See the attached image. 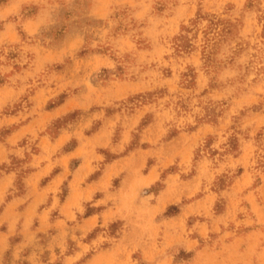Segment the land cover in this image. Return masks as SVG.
I'll return each instance as SVG.
<instances>
[{
  "label": "rangeland",
  "instance_id": "374dc122",
  "mask_svg": "<svg viewBox=\"0 0 264 264\" xmlns=\"http://www.w3.org/2000/svg\"><path fill=\"white\" fill-rule=\"evenodd\" d=\"M4 174L0 264H264V0H0Z\"/></svg>",
  "mask_w": 264,
  "mask_h": 264
},
{
  "label": "crops",
  "instance_id": "0c3cea01",
  "mask_svg": "<svg viewBox=\"0 0 264 264\" xmlns=\"http://www.w3.org/2000/svg\"><path fill=\"white\" fill-rule=\"evenodd\" d=\"M9 174H4L2 177H0V201L3 198L2 194L4 192V189L8 186V181L10 179ZM18 203L19 201L17 199H12L7 203H5V205L2 207L0 211V224L4 223L5 221H7L8 223L7 224L8 231L6 232L0 231V258H2L3 253L6 251L7 247L9 246L8 236L13 230L15 223L18 220L19 221L22 220L21 221L22 224L27 225L29 222L28 219L30 217H29V213L27 212L29 210V207L31 206H28V208L24 212H19V211L14 212V210H17ZM13 212L15 213V216L12 218L10 217V215H12Z\"/></svg>",
  "mask_w": 264,
  "mask_h": 264
}]
</instances>
